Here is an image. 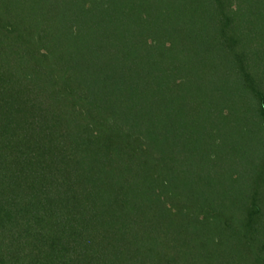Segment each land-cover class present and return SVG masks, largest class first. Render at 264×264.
Listing matches in <instances>:
<instances>
[{
  "label": "trees",
  "instance_id": "1",
  "mask_svg": "<svg viewBox=\"0 0 264 264\" xmlns=\"http://www.w3.org/2000/svg\"><path fill=\"white\" fill-rule=\"evenodd\" d=\"M0 264H264V0H0Z\"/></svg>",
  "mask_w": 264,
  "mask_h": 264
}]
</instances>
